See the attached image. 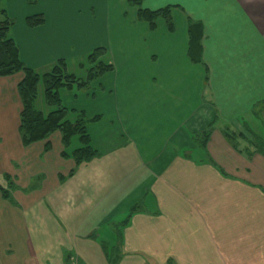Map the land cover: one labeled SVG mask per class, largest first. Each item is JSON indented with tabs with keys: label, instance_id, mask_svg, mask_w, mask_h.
<instances>
[{
	"label": "crops",
	"instance_id": "0c3cea01",
	"mask_svg": "<svg viewBox=\"0 0 264 264\" xmlns=\"http://www.w3.org/2000/svg\"><path fill=\"white\" fill-rule=\"evenodd\" d=\"M128 1L106 6L115 41L102 63L113 71L93 93L60 91L69 110L100 117L87 126L99 154L90 163L62 158L59 133L24 147V75L0 78L10 199L0 195L18 194L28 235L0 264L23 253L25 264H264V152L252 140L263 127L264 0H144L152 12L173 8V32L164 20L150 30ZM189 22L204 28L202 64L188 58Z\"/></svg>",
	"mask_w": 264,
	"mask_h": 264
},
{
	"label": "rangeland",
	"instance_id": "374dc122",
	"mask_svg": "<svg viewBox=\"0 0 264 264\" xmlns=\"http://www.w3.org/2000/svg\"><path fill=\"white\" fill-rule=\"evenodd\" d=\"M116 1L2 0L0 10L6 13L7 18L13 24L10 29V37L19 48L21 61L29 69L43 77L49 74L62 60L65 62L66 71L69 75L85 80L88 71L91 69L88 62L89 55L97 49H106L105 46H109L110 43L114 44V34L110 36L108 33L109 21L106 6L109 2H112L113 7H111V10H113L116 3L121 5L120 2ZM126 8L128 11L129 8ZM40 15L45 20L44 26L28 27L27 18ZM110 16L111 14H109ZM4 19L3 16L0 17V21ZM112 26L115 27L113 22ZM100 60L107 63L103 57ZM95 82L83 90L93 93L92 85ZM78 91V88L75 87L73 93L75 94ZM61 93L63 97L69 95L66 90L61 91ZM36 108L45 115L53 110L47 106L43 83H40L38 88ZM77 113H83V111H77ZM262 117L263 127L257 129V134L253 135L255 138L252 139L255 143L253 147L259 152H264V115ZM86 118L89 120L88 117ZM109 119H111V116L105 115L103 126L110 125L112 127V122ZM77 144L74 143L73 147ZM5 178L4 176L3 180L6 181ZM35 185H38V183L33 182L31 188L26 189V192L30 193L33 188H37ZM17 195L12 193V200L9 202L4 201L0 195V259L4 258V261L7 260L6 257L13 256L4 253L9 244H20V247L24 246L25 250V245H28L23 211L21 206L18 205L21 200ZM113 235L116 236V233H113ZM114 236L113 238L116 240ZM23 256L24 253L19 256V264H25L24 261L27 258ZM8 264L12 263L8 262Z\"/></svg>",
	"mask_w": 264,
	"mask_h": 264
},
{
	"label": "trees",
	"instance_id": "16d2710c",
	"mask_svg": "<svg viewBox=\"0 0 264 264\" xmlns=\"http://www.w3.org/2000/svg\"><path fill=\"white\" fill-rule=\"evenodd\" d=\"M143 1H128L130 5L138 7V20L146 23L152 31L157 30L159 20H164L169 32H173L175 29L172 20L173 8L167 7L152 12L142 8ZM2 16L5 19L0 21V78H7L20 73L24 75V78L17 87L18 95L22 103V110L19 116V134L22 145L29 147L33 144L47 141L51 135L59 133L64 147V151L61 154L62 158L73 160L77 168L83 164L90 163L99 154L91 146V137L88 133L87 126L90 123L99 122L100 117L88 120L85 114L69 110L63 103L60 91L62 89L71 91L75 87L83 90L93 82L98 81L106 74L112 72L114 69L112 65H106L100 62L101 57L106 54V50L97 49L89 55L88 62L91 65V69L88 71V76L85 80L77 79L75 76L69 75L66 71L65 62L62 60L58 62L49 74L40 77L21 61L19 48L10 37V29L13 24L7 18L6 13L0 10V17ZM26 21L30 28H37L43 26L45 23L41 15L27 18ZM187 32L188 58L194 64H202L203 25L199 22H189ZM40 83L44 85L47 106L53 109L47 115L36 108ZM225 136L237 148V139L239 136L231 132H225ZM209 138L210 132H205L200 136V139L196 140V143L204 150ZM74 143L78 144L73 147ZM48 150L49 147L47 146L46 151ZM74 172H71L70 176H73ZM5 177L6 181L9 182L10 177ZM0 193L5 200L10 199V192L8 190L0 187ZM135 210H132V212ZM130 216L132 215H129L128 218ZM113 264L115 263L113 262Z\"/></svg>",
	"mask_w": 264,
	"mask_h": 264
}]
</instances>
